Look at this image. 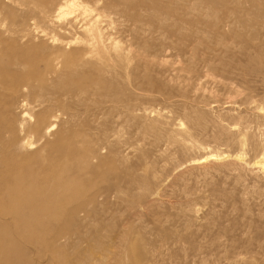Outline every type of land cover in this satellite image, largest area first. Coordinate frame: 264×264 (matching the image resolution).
<instances>
[{
	"label": "rangeland",
	"instance_id": "obj_1",
	"mask_svg": "<svg viewBox=\"0 0 264 264\" xmlns=\"http://www.w3.org/2000/svg\"><path fill=\"white\" fill-rule=\"evenodd\" d=\"M222 1L214 6L178 0V5L203 32V23L216 15L227 19L236 4L264 13V0ZM135 32L126 35L132 43V73L124 84L125 89L132 86L131 92L112 98L124 102L123 108L118 105L125 109L83 120L80 130L97 153L96 167L68 172L77 181L65 193L87 194L92 206L80 218L70 220L65 214L56 223L49 214L0 215V221L12 220L0 229V264H52L51 245L65 234H73L67 248L73 264H88L76 258L84 256L87 241L96 237L106 244L105 264H132L138 252L140 264H264V174L254 164L264 152V70L247 63L228 37L230 52L213 59L211 70L196 69L202 83H191L196 74L191 77L186 70L196 61L189 53L177 56L189 42L171 35L167 42L175 47L165 51L170 56L164 53L167 67L153 65L146 71L133 56L162 42ZM146 76L151 80L146 82ZM150 81L156 85L149 88ZM104 102L105 96L90 99L88 107ZM136 103L132 114L123 113ZM246 134L249 141L240 145L239 137ZM110 141L120 152L115 161L106 147ZM209 149L227 157L200 166L190 163ZM112 188L117 193L108 191ZM98 193L102 196L96 197Z\"/></svg>",
	"mask_w": 264,
	"mask_h": 264
},
{
	"label": "bare ground",
	"instance_id": "obj_2",
	"mask_svg": "<svg viewBox=\"0 0 264 264\" xmlns=\"http://www.w3.org/2000/svg\"><path fill=\"white\" fill-rule=\"evenodd\" d=\"M175 1L0 0L1 216L14 215L15 211L49 214L52 216L49 219L56 223L65 214L70 220L80 218L81 213L92 206L87 202V194L65 193L77 181L74 174L68 172L78 167H96L97 153L89 146L87 134L80 130L83 120L97 118L108 110H113L110 113L118 111L120 102L113 100L115 96L125 98L128 91L131 92L132 86L125 89L128 83H124L131 81L132 43L126 35H132L133 31L162 42L160 47L157 44L158 47L146 48L133 56L146 71L153 65L167 67L166 55L170 52L165 51L175 47L167 42L171 35L189 42L181 46V54L177 55L179 58L189 53L191 60L196 61L197 66H187L190 69L186 70L187 74L205 67L211 70L212 60L222 59L232 49L227 44L228 37L237 44L247 63L264 70V13L257 8L247 12L242 3L236 4L227 19L216 15L203 23V32L201 26L194 24L192 15L184 11L185 7ZM204 1L214 6L223 2ZM202 32L205 37L199 39L198 34ZM199 73L195 72L193 79L187 78L195 84L196 80H201ZM148 80L151 76H146L145 81ZM147 85L151 88L150 85L156 84L150 81ZM157 86L162 88L163 84ZM102 96L108 98V102L94 109L88 107V100ZM137 106L136 103L125 112V108L121 109L123 113L132 114ZM103 134L109 140L107 133ZM248 134L239 137L240 145L249 141ZM106 147L115 161L120 152L112 148L111 141ZM225 157L227 155L209 149L190 163L200 166ZM260 158L254 164L264 174V152ZM108 191L117 193L113 188ZM11 221L10 218L0 221V229ZM59 238L61 242L55 238L56 242L51 245L52 264H73L74 258L67 252L73 234ZM87 242L90 243L88 251L76 260L105 264L106 255L102 253L105 242L100 237ZM141 259L142 253L138 252L132 264H140Z\"/></svg>",
	"mask_w": 264,
	"mask_h": 264
}]
</instances>
